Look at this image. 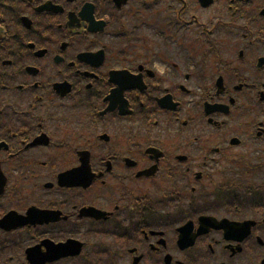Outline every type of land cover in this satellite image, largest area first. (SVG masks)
<instances>
[{
    "label": "flooded vegetation",
    "instance_id": "flooded-vegetation-1",
    "mask_svg": "<svg viewBox=\"0 0 264 264\" xmlns=\"http://www.w3.org/2000/svg\"><path fill=\"white\" fill-rule=\"evenodd\" d=\"M0 264H264V0H0Z\"/></svg>",
    "mask_w": 264,
    "mask_h": 264
},
{
    "label": "water",
    "instance_id": "water-1",
    "mask_svg": "<svg viewBox=\"0 0 264 264\" xmlns=\"http://www.w3.org/2000/svg\"><path fill=\"white\" fill-rule=\"evenodd\" d=\"M69 175H70V174H69ZM71 177H72V176H69V178H71ZM61 178H62L63 181H65V179L68 178V177H67V175H65V176H63V177H61Z\"/></svg>",
    "mask_w": 264,
    "mask_h": 264
}]
</instances>
